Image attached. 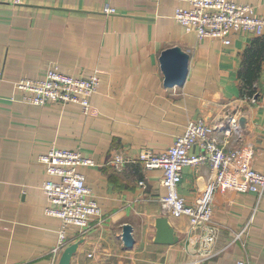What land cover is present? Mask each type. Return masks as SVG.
Returning <instances> with one entry per match:
<instances>
[{
	"label": "crops",
	"instance_id": "0c3cea01",
	"mask_svg": "<svg viewBox=\"0 0 264 264\" xmlns=\"http://www.w3.org/2000/svg\"><path fill=\"white\" fill-rule=\"evenodd\" d=\"M230 1L264 18V0ZM180 6L174 0H0V264L59 262L52 250L60 221L44 214L47 175L37 161L53 147L93 161L80 172L102 213L89 229L68 231L67 246H77L69 264H264V191H241L240 178L227 175L228 189L213 195L210 222L194 228L187 217L162 209L161 172L138 163L141 151L165 152L189 122L202 120L226 152L251 145L252 168L264 173V60L254 98L241 97L238 77L254 37L233 34L227 46L197 40L174 21ZM104 7L114 13L104 14ZM172 48L189 56L188 74L182 87L166 88L159 59ZM52 68L83 79L98 72L88 116L77 105L20 103L14 84L43 80ZM231 119L238 133L225 136L221 128ZM116 157L126 162L115 163ZM211 175L207 164L182 169L177 192L185 205L195 204ZM162 214L177 240L172 245L154 243ZM124 226L132 228V248L121 240Z\"/></svg>",
	"mask_w": 264,
	"mask_h": 264
},
{
	"label": "built area",
	"instance_id": "2783aa9c",
	"mask_svg": "<svg viewBox=\"0 0 264 264\" xmlns=\"http://www.w3.org/2000/svg\"><path fill=\"white\" fill-rule=\"evenodd\" d=\"M185 6L174 11V21L192 33L197 40L217 39L227 46L231 35L246 34L253 37L264 33V18L256 16L250 5L236 4L230 0H174ZM19 4L20 0H15ZM103 13L110 15L114 11L104 7ZM98 72L89 78H75L61 73L57 68L47 72L43 80H20L14 84L16 91L22 93L20 103L43 107L48 104L62 106L77 105L83 115L90 114V101L98 91ZM225 136L238 133L233 119L227 128H221ZM198 149V154H189ZM254 149L244 145L237 151L226 152L213 137V130L204 121L189 122L182 135L175 138L173 145L161 154L141 151L138 163L144 171L159 170L162 174L161 185L166 195L160 199L162 209L174 218L185 216L192 227H200L210 222L212 216L213 195L217 190H227L226 177L236 175L241 180V191L261 195L264 191V173L252 168ZM47 179L41 191L47 201L44 214L60 221L57 243L52 250L54 261L67 246V231L76 228L79 232L90 228V224L102 217L101 210L91 197L81 168L92 167L93 161L84 158L80 152L51 148L37 157ZM126 161L116 157L115 163ZM209 165L212 175L202 195L194 205H185L177 192L182 179V169ZM144 187V182L138 183ZM245 226L236 239L247 233ZM78 232V233H79ZM235 264H249L245 259Z\"/></svg>",
	"mask_w": 264,
	"mask_h": 264
},
{
	"label": "water",
	"instance_id": "95a60500",
	"mask_svg": "<svg viewBox=\"0 0 264 264\" xmlns=\"http://www.w3.org/2000/svg\"><path fill=\"white\" fill-rule=\"evenodd\" d=\"M159 63L164 76V86L182 87L188 74L189 56L179 48L167 49L161 53ZM155 231V244L172 245L177 241L164 214L155 222ZM121 240L126 248H132L134 240L130 226L123 227ZM76 247V244L67 246L62 251L58 264H69Z\"/></svg>",
	"mask_w": 264,
	"mask_h": 264
},
{
	"label": "trees",
	"instance_id": "16d2710c",
	"mask_svg": "<svg viewBox=\"0 0 264 264\" xmlns=\"http://www.w3.org/2000/svg\"><path fill=\"white\" fill-rule=\"evenodd\" d=\"M264 60V36L254 37L241 57V71L238 77L241 82L240 95L251 99L257 95L255 82L258 79L261 65Z\"/></svg>",
	"mask_w": 264,
	"mask_h": 264
},
{
	"label": "rangeland",
	"instance_id": "374dc122",
	"mask_svg": "<svg viewBox=\"0 0 264 264\" xmlns=\"http://www.w3.org/2000/svg\"><path fill=\"white\" fill-rule=\"evenodd\" d=\"M73 229H74V231H77V232H79V230H78V229H76V228H69V229H68V231H70V230H73ZM68 231H67V233H68ZM60 254H61V253H59L58 257L60 256ZM58 257H57V258H58ZM56 261H57V260H56ZM56 263H57V262H56Z\"/></svg>",
	"mask_w": 264,
	"mask_h": 264
}]
</instances>
